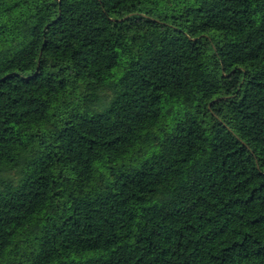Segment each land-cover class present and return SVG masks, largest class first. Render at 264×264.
Instances as JSON below:
<instances>
[{
  "label": "trees",
  "instance_id": "obj_1",
  "mask_svg": "<svg viewBox=\"0 0 264 264\" xmlns=\"http://www.w3.org/2000/svg\"><path fill=\"white\" fill-rule=\"evenodd\" d=\"M0 264H264V0H0Z\"/></svg>",
  "mask_w": 264,
  "mask_h": 264
}]
</instances>
